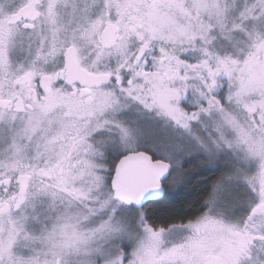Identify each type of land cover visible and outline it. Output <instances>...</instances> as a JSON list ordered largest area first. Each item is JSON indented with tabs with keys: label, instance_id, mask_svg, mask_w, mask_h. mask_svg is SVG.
I'll use <instances>...</instances> for the list:
<instances>
[{
	"label": "snow or ice",
	"instance_id": "1",
	"mask_svg": "<svg viewBox=\"0 0 264 264\" xmlns=\"http://www.w3.org/2000/svg\"><path fill=\"white\" fill-rule=\"evenodd\" d=\"M0 264H264V0H0Z\"/></svg>",
	"mask_w": 264,
	"mask_h": 264
},
{
	"label": "trees",
	"instance_id": "2",
	"mask_svg": "<svg viewBox=\"0 0 264 264\" xmlns=\"http://www.w3.org/2000/svg\"><path fill=\"white\" fill-rule=\"evenodd\" d=\"M173 199L177 202V206H180L181 204L186 203V197L189 199H194L195 198V192L193 188H187L183 192L179 193L178 195L173 191L171 194Z\"/></svg>",
	"mask_w": 264,
	"mask_h": 264
}]
</instances>
